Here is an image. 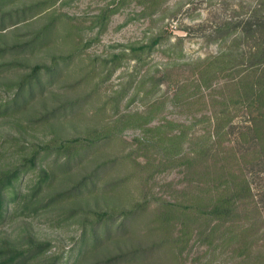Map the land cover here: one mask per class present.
Instances as JSON below:
<instances>
[{"label": "rangeland", "instance_id": "374dc122", "mask_svg": "<svg viewBox=\"0 0 264 264\" xmlns=\"http://www.w3.org/2000/svg\"><path fill=\"white\" fill-rule=\"evenodd\" d=\"M143 3L0 0V104L16 94L17 98L23 96L14 108L0 107V171L19 164L37 146L51 144L37 164V170L45 168L49 173V183L34 197L22 200L15 210L11 209L12 201L5 204L12 213L0 220L2 256L11 248L27 247L29 239H34L51 245L24 264H45L59 255L62 258L57 264H65V257L77 252V217L86 215L91 220L96 212L103 211L111 215L113 228L125 219V231L132 241L109 245L105 250L97 248L99 252L76 264H94L105 258L108 261L134 250L142 255H128L118 264H237L233 246L221 250L213 243L212 250L206 245V237L195 227L203 225L202 219L190 222L191 228L182 227L183 217L172 213L185 212L191 190L207 188L208 181L200 173L204 161L196 160L192 171L188 169L187 145L191 139L204 140L199 136L207 125L194 119L209 112V108L203 103L173 104L166 85L153 86L159 79V66L168 59L162 50L152 52L138 64L124 55L128 47L146 39L150 29L160 23L158 14L144 16ZM166 7L164 21L169 23L170 40L181 39L182 61L217 50L216 43L201 33L223 13L219 0H167ZM113 54L117 56L112 61ZM35 65L44 66L43 71L48 68L54 78L48 81L50 76L43 72L32 79L31 68ZM181 67L185 69L170 72L168 82L187 76V66ZM25 78L30 83L25 82L20 89ZM155 100L159 103L153 108L150 122L126 116L144 111ZM157 125H162V134L185 132L176 160L140 143L152 137ZM101 132L108 137L80 148V155L70 149L72 161L63 165L66 151L59 149L57 139L90 141ZM235 137L226 135L225 145L217 142L213 148L238 150ZM87 176L92 177L87 188L93 199L88 207L74 209L75 215H65L62 210L78 205L68 197L62 198L65 202L57 207L41 201L47 193L65 192ZM35 181L36 174L24 172L17 189L28 191ZM160 212H168L169 218ZM69 264H74L72 259Z\"/></svg>", "mask_w": 264, "mask_h": 264}, {"label": "trees", "instance_id": "16d2710c", "mask_svg": "<svg viewBox=\"0 0 264 264\" xmlns=\"http://www.w3.org/2000/svg\"><path fill=\"white\" fill-rule=\"evenodd\" d=\"M143 1L141 11L144 16L158 14L157 20L160 23L157 28L150 29L146 39L128 47L124 55L138 64L152 52L162 50L168 59L159 66V79L153 86L166 85L167 97L173 104L179 101L189 105L203 103L209 108V112L194 119L205 121L207 125L199 136L204 140L191 139L187 145V157L190 161L188 169L193 168V162L202 159L204 166L200 173L208 181L205 182L207 188L200 192L191 190L186 198L188 204L185 212L172 213H179L183 217L182 227L191 228L193 221L202 219L203 225L195 227L199 229L200 235L206 237V245L212 247V250L213 243L221 250L229 245L233 246L237 264H264V0H219L223 13L210 25L203 27L201 33L208 41L216 43L217 50L187 61H182L180 37L170 40L169 23L164 21L168 15L167 0ZM147 2L150 4H146ZM228 9L229 13L226 14ZM116 56L117 54L112 55V61ZM182 65L188 68L187 76L168 82L170 72L185 69ZM44 68L42 65H35L31 68L30 77L33 79L44 72L50 76L48 81H51L54 76L48 68L43 71ZM25 82L30 83L25 78L19 84L20 89ZM17 97L16 94L3 100L0 107L14 108L23 98L21 94ZM158 103L155 100L144 111L127 113L126 116L150 122L153 108ZM160 126L162 125L155 126L152 137L144 138L140 143L155 148L159 155L167 159L176 160L180 155L182 135L185 132L180 130L173 134H162ZM100 134L90 141L57 139L59 149L66 151L62 155L63 165L68 166L72 161L70 149L73 148L72 153L80 155V148L96 145L108 137L106 132ZM232 134L236 136L238 150L228 147L216 151L213 148L217 142L224 144L223 137ZM50 148V142L39 145L19 164L0 171V220L12 213L5 206L7 200L12 201L11 209L15 210L22 200L28 196L34 197L49 183V173H46L45 168L37 170V164ZM27 171L36 174V181L32 189L23 192L17 189V182H20L21 175ZM194 171L196 170L193 169ZM91 180L92 177L87 176L65 192L47 193L41 201L44 205L57 207L65 202L62 198L68 197L78 205L65 206L62 210L66 211L65 215H75L72 212L74 209L88 207V202L93 199L92 191L87 188ZM169 207L175 205L170 204ZM160 213L162 217L169 218L168 212ZM95 215L91 220L86 215L77 217L80 224L78 244L74 246L77 252L67 255L65 264H69L71 259L74 264L79 263L84 257L99 252L97 248L105 250L109 245L132 241L125 231V219L113 228L110 223L112 217L107 212H96ZM29 240L27 247L18 250L11 248L4 256L0 249V264H24L47 251L51 245L50 242ZM128 255L137 257L142 253L140 250L129 251L108 261L106 258L104 261L97 260L94 264H118L120 259ZM61 258L59 255L45 264H57Z\"/></svg>", "mask_w": 264, "mask_h": 264}]
</instances>
